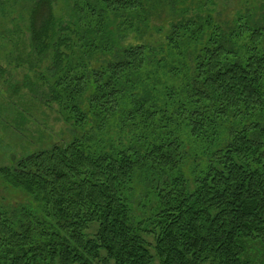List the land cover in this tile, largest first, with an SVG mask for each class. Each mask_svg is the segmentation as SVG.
I'll list each match as a JSON object with an SVG mask.
<instances>
[{"label": "trees", "instance_id": "obj_1", "mask_svg": "<svg viewBox=\"0 0 264 264\" xmlns=\"http://www.w3.org/2000/svg\"><path fill=\"white\" fill-rule=\"evenodd\" d=\"M9 1L29 53L49 57L47 94L34 92L81 137L0 165L4 187L37 207L0 193V264H264V14ZM148 27L160 36L144 41Z\"/></svg>", "mask_w": 264, "mask_h": 264}, {"label": "rangeland", "instance_id": "obj_2", "mask_svg": "<svg viewBox=\"0 0 264 264\" xmlns=\"http://www.w3.org/2000/svg\"><path fill=\"white\" fill-rule=\"evenodd\" d=\"M27 1V0H25ZM208 1V0H207ZM209 4L222 18H233L237 13L251 7L253 18L264 14V0H212ZM26 3V2H25ZM62 5V3H59ZM20 2L10 3L6 0L5 15L14 11V22L10 18L4 19V11L0 10V165H8L19 153H28L37 149L48 148L54 143L69 142L72 135L81 137V131L70 126L59 112L56 103H44L40 99V91L47 94V83L40 74L49 73L46 70L49 57L38 61L29 53V34L27 32V18L22 13ZM58 13L59 8H56ZM164 13L161 18L156 17L152 24L164 26ZM0 25V26H1ZM165 28L163 29V32ZM159 37L152 27L145 29L144 41H151ZM123 43L135 41L134 32H127L121 38ZM41 74V75H42ZM36 84V85H35ZM39 95V96H38ZM89 128V126H88ZM0 193L4 202L11 207L24 206L37 211L28 194L11 187H4L0 179ZM39 213V212H38Z\"/></svg>", "mask_w": 264, "mask_h": 264}]
</instances>
